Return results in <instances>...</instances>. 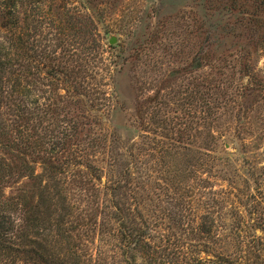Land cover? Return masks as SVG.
Here are the masks:
<instances>
[{
  "label": "trees",
  "instance_id": "16d2710c",
  "mask_svg": "<svg viewBox=\"0 0 264 264\" xmlns=\"http://www.w3.org/2000/svg\"><path fill=\"white\" fill-rule=\"evenodd\" d=\"M95 1L101 2L79 0L78 15L54 1L50 10L56 33L45 40L56 45L50 51V45L43 47L36 62L30 54L18 57V39L23 35L18 1L0 0V77L4 78L0 87V253L15 250L34 261L35 248L45 245L65 253L66 264H91L89 237L110 234L128 264H262L260 238L255 233L250 239L241 234L239 222L227 217L235 209L227 206L223 192L212 191L210 182L224 172L218 167L233 165L225 148L229 141L212 133L210 121L216 120L219 104L227 97L245 108L255 89L229 84L231 96L209 75L223 77L233 68L239 78L255 76L253 55L264 46V0L176 4V9L188 8V32L199 40L190 66L196 72L210 69L203 76V82H210L206 96L195 91L190 126L197 148L210 157L208 171L197 177L209 200L201 203L203 195L190 200L195 191L184 196L192 189L184 187L181 197L185 200L173 203L171 199L149 219L139 203L143 202L140 197H148L146 187L134 182L141 179L142 169L135 167L133 154L118 143L120 135L105 124L117 102L114 76L129 77L128 66L140 62L139 56L159 37L164 21L159 22L156 11L133 38L110 45L104 41L110 30L99 27L102 21ZM129 79L135 88L133 77ZM159 96V91L136 94L133 127L146 133L151 128L148 117L157 116L155 126L169 131L161 136L168 138L172 133L175 142H182L184 129L179 124H185V117L170 119L159 102L150 109L146 106ZM35 165L40 173H35ZM22 179L27 184L5 193ZM234 245L239 250L256 247L259 252L250 257L241 250L234 258L229 249Z\"/></svg>",
  "mask_w": 264,
  "mask_h": 264
},
{
  "label": "rangeland",
  "instance_id": "374dc122",
  "mask_svg": "<svg viewBox=\"0 0 264 264\" xmlns=\"http://www.w3.org/2000/svg\"><path fill=\"white\" fill-rule=\"evenodd\" d=\"M17 1L20 12L19 31L23 34L18 39L21 47L18 57H27V54H30L34 56L35 61L40 59L38 55L43 47L50 45L48 47L50 51L56 45L51 40H45L53 38L56 33L51 26L53 11L50 7L54 5V1L63 2L64 8L73 9L72 12L75 11L76 15L82 8L79 0ZM97 1H101L100 3L95 1L96 12L102 21L99 27L110 30V33L105 35L106 43L110 36L116 37L113 45L133 38L139 26H146V19L148 16L155 15L156 11L161 16L159 22L164 21L159 37H154L156 40L150 44L149 50L139 56L141 57L140 62L136 61L131 64L132 66H128L129 77L126 74L114 76L112 88L117 102L114 103V108L105 124V127L110 128L109 131H115L120 135L118 143L133 154L135 167L142 169L141 179L134 180V182L141 181L146 187L145 194L149 200L148 197L147 199L140 197L143 202L139 203L143 207L144 216L147 215L148 219L155 209L166 208L171 199L173 203L185 200L181 197L184 187L192 188H188L187 191L190 192L185 193L184 196L192 195V190L195 191L190 200L201 195H203L201 203L204 204L209 200L208 193L200 188L197 180L199 175L208 171L210 165L206 161L210 157L204 155L195 144L196 134L192 129L194 119L191 117L195 91L200 90V93L206 96L208 79L211 77L217 80L216 85L222 83L220 86L228 92L230 91L229 84L236 86L241 83L255 89L245 108H239L238 103L236 105L230 101V97H227L226 101L219 104L221 108L217 110L216 120L210 121L212 133L216 136L220 135L223 141H229L225 142V148L233 161L231 166L218 167L224 172H220L217 168L216 172H219L215 178H211L210 182L212 191L223 192L222 195L229 203L227 206L235 209L232 216L227 215V217L239 222L237 229L241 231V234L246 233L245 235L250 239V236L255 233L260 238L259 247L262 250L258 255L261 263L264 264V46H260L257 53L253 55L254 77L239 78L235 70L229 68L223 77L209 75L208 82L205 83L203 76L210 69L204 68L196 72L190 66L199 40L195 38L194 33L191 36L188 32L185 18L188 15L189 10H186L188 8L184 7L180 10L175 8L176 4L183 0ZM32 48H35V51ZM33 70L35 72V69ZM175 70L178 73H173ZM130 76L135 81V88H132ZM2 78L3 75L0 77V87L4 81ZM198 84H203V87L196 86ZM156 91L160 92L158 101L148 102L146 106L148 105L150 109L153 108L155 102H159L162 104V113L164 110L167 111L170 119L174 116L185 117L183 120L186 121V125L179 124L180 128L184 129L182 142H175L172 136L176 137V135L172 133H170L171 138L161 136L169 131L155 126L153 121L156 122L160 118L157 116L148 117V124L151 128L146 133L133 127L136 94L152 95ZM229 95L234 96V93L231 91ZM233 98L235 101L236 96ZM204 136L202 134V137ZM98 166H105V164L98 163ZM40 171L39 165H35V173H40ZM105 180L107 177L103 175L102 183ZM27 182V179H22L19 183L6 188L5 193H10ZM89 238L92 241L93 253L91 264H128L126 256L121 254L112 235L98 237L92 234ZM249 248L251 247H241V250L246 252L244 255H247L248 251L250 257H253L255 252H259L256 247ZM229 249L230 255L234 258H237L235 252L241 251L235 245ZM32 257L36 260L31 261L24 253L12 250L8 253H0V264H66L65 253L59 251L58 248L52 250L51 247L45 245L36 247ZM42 259H46V262Z\"/></svg>",
  "mask_w": 264,
  "mask_h": 264
},
{
  "label": "water",
  "instance_id": "95a60500",
  "mask_svg": "<svg viewBox=\"0 0 264 264\" xmlns=\"http://www.w3.org/2000/svg\"><path fill=\"white\" fill-rule=\"evenodd\" d=\"M116 42V37L115 36H110L109 40H108V43L110 45H113L114 43Z\"/></svg>",
  "mask_w": 264,
  "mask_h": 264
}]
</instances>
